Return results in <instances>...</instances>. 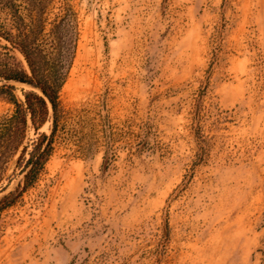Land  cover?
<instances>
[{
  "label": "rangeland",
  "instance_id": "374dc122",
  "mask_svg": "<svg viewBox=\"0 0 264 264\" xmlns=\"http://www.w3.org/2000/svg\"><path fill=\"white\" fill-rule=\"evenodd\" d=\"M16 8L39 45L78 40L51 154L28 186L52 121L29 127L20 163L23 146L0 139V200L17 190L0 206V264H264V0ZM7 54L24 61L0 35ZM8 83L20 100L39 91ZM15 110L0 95V129Z\"/></svg>",
  "mask_w": 264,
  "mask_h": 264
},
{
  "label": "trees",
  "instance_id": "16d2710c",
  "mask_svg": "<svg viewBox=\"0 0 264 264\" xmlns=\"http://www.w3.org/2000/svg\"><path fill=\"white\" fill-rule=\"evenodd\" d=\"M0 8H8L13 17L11 27H2L0 35L24 57L23 61L13 54H7V60H0V80L5 81L0 84V95H7L16 105L14 114L6 119L4 127L0 129V139L3 138L14 153L23 146L18 158L20 163L28 152L29 144L25 142L29 127L38 130L47 121H52L51 134H41L26 162L24 170L30 168L25 174L24 183L28 186L51 154L58 125L59 91L75 57L78 34L73 31L65 47L46 48L38 44V33L19 14L16 0H0ZM52 41L61 42L58 32H54ZM10 81L29 84L41 92L27 91L25 100H20L14 92V85L8 83ZM16 191L5 195L0 200V206L9 205Z\"/></svg>",
  "mask_w": 264,
  "mask_h": 264
},
{
  "label": "water",
  "instance_id": "95a60500",
  "mask_svg": "<svg viewBox=\"0 0 264 264\" xmlns=\"http://www.w3.org/2000/svg\"><path fill=\"white\" fill-rule=\"evenodd\" d=\"M39 92H41V91L39 90ZM29 168H30V166L26 170H24V178H25V174L27 173V171L29 170Z\"/></svg>",
  "mask_w": 264,
  "mask_h": 264
},
{
  "label": "bare ground",
  "instance_id": "6f19581e",
  "mask_svg": "<svg viewBox=\"0 0 264 264\" xmlns=\"http://www.w3.org/2000/svg\"><path fill=\"white\" fill-rule=\"evenodd\" d=\"M48 124H49V122H48ZM46 127H47V124H46Z\"/></svg>",
  "mask_w": 264,
  "mask_h": 264
}]
</instances>
